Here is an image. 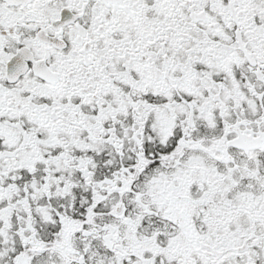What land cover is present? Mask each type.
I'll return each instance as SVG.
<instances>
[{
	"label": "snow or ice",
	"instance_id": "obj_1",
	"mask_svg": "<svg viewBox=\"0 0 264 264\" xmlns=\"http://www.w3.org/2000/svg\"><path fill=\"white\" fill-rule=\"evenodd\" d=\"M0 264H264V0H0Z\"/></svg>",
	"mask_w": 264,
	"mask_h": 264
}]
</instances>
